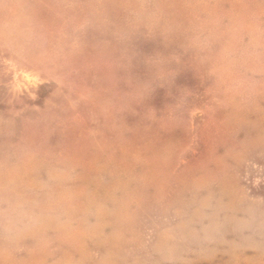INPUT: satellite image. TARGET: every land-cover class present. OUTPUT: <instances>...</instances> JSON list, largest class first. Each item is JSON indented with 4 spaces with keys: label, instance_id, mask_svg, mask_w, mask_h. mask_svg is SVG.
<instances>
[{
    "label": "rangeland",
    "instance_id": "rangeland-1",
    "mask_svg": "<svg viewBox=\"0 0 264 264\" xmlns=\"http://www.w3.org/2000/svg\"><path fill=\"white\" fill-rule=\"evenodd\" d=\"M0 264H264V0H0Z\"/></svg>",
    "mask_w": 264,
    "mask_h": 264
}]
</instances>
